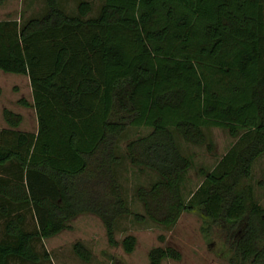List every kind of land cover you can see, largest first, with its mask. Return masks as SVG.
I'll return each instance as SVG.
<instances>
[{
  "label": "trees",
  "instance_id": "1",
  "mask_svg": "<svg viewBox=\"0 0 264 264\" xmlns=\"http://www.w3.org/2000/svg\"><path fill=\"white\" fill-rule=\"evenodd\" d=\"M91 6L80 0L68 13L59 0H46L39 16L0 19V69L28 77L32 102L19 101L37 119L36 131L22 130V115L2 108L0 166L16 170L0 176V264L47 258L35 240L80 213L99 217L116 243L119 216L168 228L192 209L226 230L232 262L264 264V206L249 181L264 152V0H102L88 15ZM128 126L149 128L124 146L132 165L156 173L136 187L143 212L130 210L115 172ZM210 127L235 141L212 168H200L204 178L186 197L182 182L193 156L178 135L210 149ZM25 205L34 230L12 214ZM135 243L130 233L121 239L126 252ZM72 247L89 259L81 241ZM147 257L161 264L181 253L155 245Z\"/></svg>",
  "mask_w": 264,
  "mask_h": 264
},
{
  "label": "rangeland",
  "instance_id": "2",
  "mask_svg": "<svg viewBox=\"0 0 264 264\" xmlns=\"http://www.w3.org/2000/svg\"><path fill=\"white\" fill-rule=\"evenodd\" d=\"M79 1L59 0V3L66 12L75 13ZM90 1L92 6L88 15H93L97 12L102 0ZM45 10L46 0H0V19L17 18L22 21L31 16H39ZM21 98L29 103L32 102L28 77L0 69V127L7 126L2 116V108L7 107L22 115L19 129L36 131L35 109L29 104H22L19 101ZM213 128V138L220 149L224 146L225 135L222 133L223 129ZM148 131L149 128L145 126H128L117 143V151L121 159L115 165V172L123 196L132 212H143L142 203L136 196V187L149 185L156 179V173L151 169H140L132 165L124 155V146L128 139ZM177 140L183 151L192 154L195 163L212 161L210 157L203 158L206 154L203 146L188 143L180 135ZM14 170L16 168L13 163H6L0 166V176L12 177ZM197 174L193 165L184 176L182 191L186 197L198 184ZM256 195L264 202V194ZM18 212L24 217L23 227L34 230L36 219L33 210L25 205L20 211H14L12 214ZM4 221L5 218L0 216V239L6 238L3 232ZM68 224L69 227L50 237L35 240L36 250L40 254L45 250L47 258H42L35 263L11 258L8 264H148V250L152 246L165 244L175 246L181 253V257L178 260L163 259L161 264H238L237 259L234 262L231 261L234 255L226 230L220 225L211 224L198 209L183 211L176 223L168 228L149 219L137 220L132 214L119 216L113 225V238L116 243L108 240L104 224L92 213H80L70 219ZM129 233L135 236L136 243L131 252H126L121 245V239ZM160 234L164 235L163 240L159 239ZM78 240L88 248L90 252L88 260H83L74 252L72 246Z\"/></svg>",
  "mask_w": 264,
  "mask_h": 264
},
{
  "label": "crops",
  "instance_id": "3",
  "mask_svg": "<svg viewBox=\"0 0 264 264\" xmlns=\"http://www.w3.org/2000/svg\"><path fill=\"white\" fill-rule=\"evenodd\" d=\"M219 129H223L218 127ZM214 128L210 127L209 129H207L208 132V136L211 138L213 145L210 149H208V147H206L205 144H195V143H191L194 145H198V146H203V148L205 149V156L203 155V158L206 159L207 157L212 158V161L210 163L207 162H199V163H195L193 160V164L195 166V172H197L198 174L197 176V180L196 182L200 183L202 181V179L204 178L202 176V174L200 173V168L203 169H208V168H212L217 161L220 159V157L222 155L225 154V152L229 149V147L233 144V142L235 141V138L232 137L231 135L228 134V132L226 130H222L223 134L225 135V138L223 139L224 142V146L220 147V149L217 147V142L215 141V138H213V134L214 133ZM190 143V142H188ZM206 161V160H205ZM191 166V167H192ZM250 183H252L253 186V192L254 195L256 194H264V152L260 155H258L252 162V169H251V175L249 178ZM255 199L261 203L264 206V202L257 197V195L255 196Z\"/></svg>",
  "mask_w": 264,
  "mask_h": 264
}]
</instances>
